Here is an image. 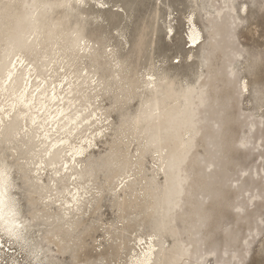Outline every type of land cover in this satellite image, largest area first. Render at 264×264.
Here are the masks:
<instances>
[{
	"label": "rangeland",
	"instance_id": "obj_1",
	"mask_svg": "<svg viewBox=\"0 0 264 264\" xmlns=\"http://www.w3.org/2000/svg\"><path fill=\"white\" fill-rule=\"evenodd\" d=\"M30 3L0 0L1 33L17 13L31 9ZM70 4L73 10L69 4L54 6L46 23L61 22L64 31L75 24L82 27L83 44L89 47L83 59L72 60L63 43L43 42L34 51L17 52L12 61L24 58L26 65L36 67L44 61L42 77L51 89L58 86L60 91L80 74L96 76L80 95L90 97L81 103L97 122L72 140L80 146L87 144L86 137L93 138L80 159L84 162L75 165L88 173L80 184L86 189L80 198L84 206L80 212L72 210L76 214L70 219H75L66 227L59 220L61 204L67 198L72 201L71 195L60 196L61 202L49 208L48 200L34 188L36 174L23 167L31 145L22 146L20 138L0 142V159L13 165L12 195L25 236L20 243L0 230V264H131L151 241L158 245L156 253L163 248L158 264L164 255L176 257L170 264H264V0H73ZM193 24L202 35L195 47L189 38ZM3 45L0 38V55ZM152 78L178 90L195 88L193 146L181 165V193L165 227L158 222L163 218L159 207L167 205L161 199L167 175L153 148L140 149L147 142L134 132L143 124L126 123L149 95L145 85ZM242 80L248 84L243 95ZM162 145L165 156L173 144ZM51 176L47 169L39 184L48 185ZM73 182L68 180L66 188L75 193L78 185ZM56 193L47 195L55 198Z\"/></svg>",
	"mask_w": 264,
	"mask_h": 264
},
{
	"label": "bare ground",
	"instance_id": "obj_2",
	"mask_svg": "<svg viewBox=\"0 0 264 264\" xmlns=\"http://www.w3.org/2000/svg\"><path fill=\"white\" fill-rule=\"evenodd\" d=\"M71 1L73 0H61V2L31 0V3L28 4L31 9H26L25 13H17L10 21V25H6L3 29L4 34L0 31V38L4 43V48L1 50L0 55V142L13 143L14 140L20 138L18 143H21L22 146H27V144L31 145L24 153L28 155L29 158L25 164L26 166L23 167L25 172L36 174V177H33L35 181L34 188L38 191L41 198L48 200L47 206L49 208L50 204L61 202L59 199L57 200L60 196H64L68 193L70 198L71 195L72 201L67 198L64 204H61L62 206L60 205L63 207V213L61 212L59 220L64 222L66 227L71 223V219L74 216L71 219L70 217L76 214L73 213V211H82L84 206L83 203L85 202L80 198L82 197L81 190L86 189L80 184L82 180H84L83 178L86 175L88 176V173L87 171H79L78 168H76L78 166L75 167V165L76 163L80 165V163L84 162L80 159L86 153L87 149L92 146L93 138L85 136L86 139L83 141L87 144L80 146H74L72 140L75 138L77 139V137L82 134L83 129L97 122L96 119L95 122H92V115H87L89 108L82 105V98H85L84 100L89 102L88 100H90V97L80 95L84 87H89L90 83L93 84L92 80L96 76H93L91 72H86L85 75L80 74V76L77 77V83L68 81L67 86H69V88L60 91L61 89L59 90L58 86L51 89V83H48L49 81L47 82L46 79L42 77L43 71L47 66V63L44 61H41V65L36 67L31 63L26 65L27 61H24V58H19L15 64L12 60L18 55L16 54L17 52L19 53V51L22 50L34 51L38 46L41 47L43 42H51L50 44H54V46L63 43L65 52L69 51L71 56L74 57L72 60H77L78 58L83 59L89 47L83 44L84 31L82 27L78 28V24H75V27L64 31V29H61V22L56 23V21L54 22V20H52V23L48 25L46 23V20L51 18L49 15L50 11L54 6H58L59 3H61V5L69 4L70 8L68 9L73 10L70 4ZM74 1L82 2L83 0ZM244 7L246 6L244 5ZM242 12H245V9H242ZM217 14L220 15L218 10ZM69 15L70 12L65 16V19H67ZM3 24L4 23L1 21L0 25L4 26ZM33 36L34 40L30 42ZM189 38L190 42L193 44L192 47L199 44L202 39L200 31L194 24L190 31ZM81 52H83V55H81ZM91 75L93 77H91ZM34 76H36V78L33 79ZM65 77L63 78L65 79ZM39 79H41V81L37 82ZM99 86V84H96V89H98ZM145 86L147 87L149 95H146L143 99L139 112L126 121V123L132 120L131 123L134 126L143 124L138 130L134 127V134L139 136L143 135L144 140L147 142V144L142 145L140 149L144 151L146 149L148 150L149 147L153 148L152 152L158 154L159 160L161 161L160 170H163L167 175V187L164 196L161 198L167 205L163 208L160 206V203L156 204L160 206V213H163V218L158 222V226L161 225L165 227L170 225L166 216L172 211L173 206H175V204L177 205L178 195L181 193L180 189L182 188V181L184 180L181 174V165L188 157L190 149L193 146L194 130L191 126L195 122L194 113L196 108H194L191 101L195 88L187 86L186 88L178 90L174 89L172 84L158 85L156 84V79L153 78L149 79ZM246 92H248V84L243 81L241 93L243 95V93ZM64 93H67V96L62 97ZM70 95L72 97H69ZM202 99L203 98H200L199 102H203ZM78 102H80V105L77 106ZM61 103L63 104L61 105ZM173 104H175V106H173ZM92 105L94 106V104ZM82 106L83 109H79L82 108ZM93 110L94 109H92V111ZM85 122H88V124L85 125ZM189 134L190 136L187 138ZM168 142H171L173 145L167 149L166 155L163 156L165 147L162 144ZM68 154H70V159H65V156ZM72 163H74V165ZM12 166L8 164L5 159H0V230L14 241L16 240L22 243L25 236L20 230L23 224L17 219L19 210L17 209L16 200L12 195L14 185L11 178ZM47 169L54 174V177L51 176L52 178H50L48 185L44 183L41 185L39 184L41 181L40 176L44 172L46 173ZM64 171H67V175L63 176L62 174ZM68 171L74 172L68 177ZM68 180H74V182L77 183L76 185L78 186L75 188L72 186L75 193H72L73 191L71 192L66 188V182ZM153 181L154 180H151V182ZM58 182L62 184L60 189L55 188ZM152 184H154V182ZM54 191L57 192L55 198L47 195ZM83 194L87 195L85 193ZM153 197L154 196H152V198ZM175 197H177L176 200ZM87 202L89 206L91 201ZM145 244L148 245V247H145L146 250L143 253L141 252V255H137L131 260V264L159 263L157 259L162 255L163 248L161 247L162 249L156 253L158 245L154 241L150 243L146 242ZM183 255H180V260ZM175 258L176 257L164 255L160 258V262L161 264H170L175 261Z\"/></svg>",
	"mask_w": 264,
	"mask_h": 264
}]
</instances>
